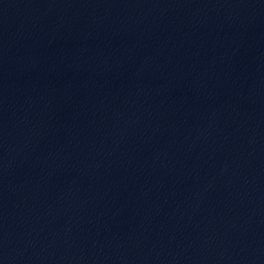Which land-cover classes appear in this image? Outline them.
Instances as JSON below:
<instances>
[{
	"label": "water",
	"instance_id": "obj_1",
	"mask_svg": "<svg viewBox=\"0 0 264 264\" xmlns=\"http://www.w3.org/2000/svg\"><path fill=\"white\" fill-rule=\"evenodd\" d=\"M264 43V0H0V151L95 121Z\"/></svg>",
	"mask_w": 264,
	"mask_h": 264
}]
</instances>
